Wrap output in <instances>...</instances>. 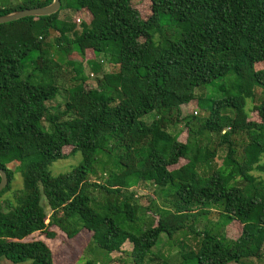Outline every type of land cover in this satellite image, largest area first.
<instances>
[{
  "label": "trees",
  "instance_id": "trees-1",
  "mask_svg": "<svg viewBox=\"0 0 264 264\" xmlns=\"http://www.w3.org/2000/svg\"><path fill=\"white\" fill-rule=\"evenodd\" d=\"M141 1L61 0L56 14L0 25V169L9 180L0 193V259L56 264L46 243L27 241L54 239L53 228L68 239L91 232L89 247L105 259L129 242L132 264H157L162 235L180 232L200 240L197 249L180 243L178 264L264 257V182L252 174L264 156V0H148L147 17L136 7ZM52 2L0 0V17ZM63 11L76 17L61 18ZM84 11L88 21L78 18ZM88 54L97 76L91 89ZM98 57L118 70L103 73ZM63 65L72 69L68 87L60 83ZM229 77L205 122L183 115L198 90ZM258 89L253 121L247 101ZM60 95L64 104L50 106ZM180 124L186 139L175 132ZM241 134L250 147L240 154L234 138ZM68 147L81 162L53 176ZM220 150L226 155L217 166ZM15 161L25 164L17 191ZM146 183L167 201L149 223L150 208L131 192ZM214 209L233 235L196 229Z\"/></svg>",
  "mask_w": 264,
  "mask_h": 264
},
{
  "label": "rangeland",
  "instance_id": "rangeland-1",
  "mask_svg": "<svg viewBox=\"0 0 264 264\" xmlns=\"http://www.w3.org/2000/svg\"><path fill=\"white\" fill-rule=\"evenodd\" d=\"M137 8H139L142 12V14L147 17L150 13V4L148 0H142L137 3ZM71 17L75 18V13H71L68 11H63L61 13V18L64 17ZM81 21L83 20H89V15L87 12H83L79 14V17ZM79 22V21H78ZM72 57V56H71ZM92 54L86 55L85 58L82 59L83 61V67L85 70L86 75L89 77V81L87 84V88H95L96 87V78L97 76L91 72V69L89 68L86 61H88L90 58H92ZM102 65V72L103 73H112L116 72L118 70V67L115 65L110 64L108 61L105 60L104 57H98L97 61ZM102 73V74H103ZM72 75V69L70 67H67L66 65H63L60 71V83L63 84L65 87L70 86L69 79ZM100 75L99 77H101ZM232 82V78H224L221 80H218L215 82L213 86H208L205 90H198L196 92L197 97L200 98L192 103H190L187 106L183 107V115H197L199 117V120L201 122H205L208 118L210 106H211V100L218 99L222 95V92H220L219 88L222 87L223 84H226V86L229 88L230 84ZM263 99V91L261 89L257 90V97L254 101L248 100L247 101V110L250 112L255 105L260 104ZM202 100V101H199ZM210 101V102H209ZM65 102L64 95H60L56 100H54L52 103H50V106H59L63 105ZM63 107V106H62ZM148 122L152 119H147ZM249 120L253 121H259L257 113L254 111H251L249 113ZM198 128V127H196ZM180 130L184 131L181 132L183 134V139H186V131L184 128V125L180 124L177 126V130H175L176 133L180 132ZM180 133V135H181ZM235 143L238 145V148L240 150V154L249 148L248 146L249 140L245 134L237 135L234 138ZM72 148L68 147L64 149V154L68 156L67 159L58 161L54 163L50 171L53 176H58L61 174L69 173L74 167L78 166L79 163L82 160L81 154L71 155ZM254 150V149H253ZM255 154V151H252L250 157H252ZM226 155V151L220 150L218 151V156L215 160L217 166H222L223 161ZM253 158V157H252ZM184 163V161H183ZM24 163L20 161H15L14 163L9 165V168L15 172H19V170L24 167ZM264 168V156L261 158V161L256 164L255 171L252 173L256 178L259 180H262L264 182V169H260V167ZM238 184L241 186H245L246 184L242 181H239ZM24 188L23 186V180L21 175L18 173L15 176V180L13 182V191L22 190ZM131 192L135 194V200L137 204L141 208H150V211L148 213L144 214V219L147 223L154 222L158 218L155 217L154 214L158 212V210H166L167 201L165 199L166 195L162 193L161 191H157V188L154 187L150 183L142 184L137 187H134L131 189ZM11 193L6 194V196H11ZM49 212V209L47 210ZM217 209H214L212 214L209 216H202L199 217L198 220L195 222V227L198 231L203 230H213V232H216L218 229H221L225 232V234L233 235L234 233L230 232L228 233V230L232 229L230 227H226L222 225L221 220L219 218V213L217 212ZM142 210V214H143ZM140 213V215H142ZM224 227V228H223ZM230 228V229H228ZM53 231L56 232V237L54 239H47L44 234H34L32 237L28 238L27 241L31 240H41L44 243L47 244V246L51 249L56 264H87L88 262H93L95 264H132L130 253L133 249V245L129 242H127L123 248L122 252L118 253L115 252L109 256L108 259H105V256L102 254V252L94 250L89 247V242L92 237V233L86 230H83L77 237L74 239H68L67 236L62 233L59 229L53 228ZM236 233V232H235ZM199 238L194 237L190 233L186 232H180L177 235L173 237L172 240H169L167 236L164 234L162 235L158 245L156 248H154L153 252L158 257L157 264H178L181 259V252L182 248L180 246V243L183 241L185 245H189L193 249H197V242L199 241ZM0 264H14L8 260L0 259ZM22 264H33L31 261H27ZM252 264H264V257L261 259H254L252 260Z\"/></svg>",
  "mask_w": 264,
  "mask_h": 264
},
{
  "label": "water",
  "instance_id": "water-1",
  "mask_svg": "<svg viewBox=\"0 0 264 264\" xmlns=\"http://www.w3.org/2000/svg\"><path fill=\"white\" fill-rule=\"evenodd\" d=\"M61 9V0H53L52 4L42 8L21 10L14 12L12 14L1 16L0 17V25L7 24L10 22L18 21L27 17H46L56 14ZM0 193L8 186L9 180L7 174L4 170L0 169Z\"/></svg>",
  "mask_w": 264,
  "mask_h": 264
}]
</instances>
